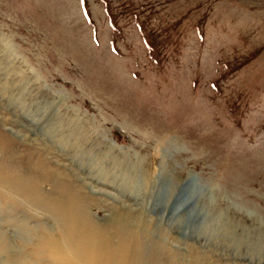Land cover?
<instances>
[{"label":"rangeland","instance_id":"1","mask_svg":"<svg viewBox=\"0 0 264 264\" xmlns=\"http://www.w3.org/2000/svg\"><path fill=\"white\" fill-rule=\"evenodd\" d=\"M80 227L264 264V0H0V264H90Z\"/></svg>","mask_w":264,"mask_h":264},{"label":"bare ground","instance_id":"2","mask_svg":"<svg viewBox=\"0 0 264 264\" xmlns=\"http://www.w3.org/2000/svg\"><path fill=\"white\" fill-rule=\"evenodd\" d=\"M76 213L78 214V211H76ZM81 229L83 228L80 227V229H78V231L76 232V243H78L79 250H86L89 259L88 261L90 264H126L127 262H129L130 264V259H128L127 255V249L123 248L122 244L121 246H119V243L116 245L108 246V243L105 241V239H108L103 237H100V239L96 242L95 246H92L89 241H87L89 243L84 244V242L81 241V237H84V235H82ZM89 238L90 240H93L91 237ZM67 240V242L65 240L64 242L67 244V247L70 248L71 245L68 243L70 242V239Z\"/></svg>","mask_w":264,"mask_h":264}]
</instances>
